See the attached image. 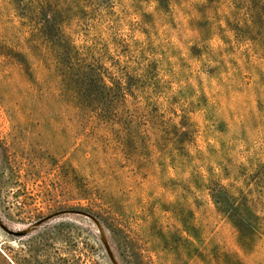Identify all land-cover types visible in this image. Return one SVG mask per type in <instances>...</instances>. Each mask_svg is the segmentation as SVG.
Masks as SVG:
<instances>
[{"label": "rangeland", "instance_id": "374dc122", "mask_svg": "<svg viewBox=\"0 0 264 264\" xmlns=\"http://www.w3.org/2000/svg\"><path fill=\"white\" fill-rule=\"evenodd\" d=\"M43 1L0 0V264H264V0Z\"/></svg>", "mask_w": 264, "mask_h": 264}, {"label": "trees", "instance_id": "16d2710c", "mask_svg": "<svg viewBox=\"0 0 264 264\" xmlns=\"http://www.w3.org/2000/svg\"><path fill=\"white\" fill-rule=\"evenodd\" d=\"M33 1L34 0H29V4L31 5V7H34V4H33ZM38 13L40 15L43 16L44 19H50V20H54L55 18V14H56V11L53 10V4L48 2L47 0L43 1L42 4H39V11ZM104 114V113H103ZM114 114H117V111H113V113L109 114L108 116L105 114V116H102V115H99V116H102V117H105L106 119H108L111 123H113L112 125H117V123L115 122L114 118H115V115ZM219 188L222 189V192H224V195L226 194L227 195V191L225 188L223 187H220ZM228 196V195H227ZM228 199H230L231 203L234 205L235 204V199L232 198L231 196L228 197ZM228 215L227 218L229 219L230 223L233 225V227L235 229H237L238 231L240 230V227L242 226L241 222L238 220V218L236 217V215L234 214H230L229 212L227 213ZM251 234L254 233V236H255V232H253L251 230L250 232Z\"/></svg>", "mask_w": 264, "mask_h": 264}]
</instances>
